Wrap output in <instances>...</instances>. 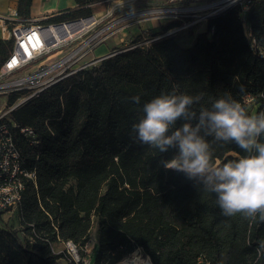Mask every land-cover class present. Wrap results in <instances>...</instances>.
<instances>
[{
  "label": "trees",
  "instance_id": "16d2710c",
  "mask_svg": "<svg viewBox=\"0 0 264 264\" xmlns=\"http://www.w3.org/2000/svg\"><path fill=\"white\" fill-rule=\"evenodd\" d=\"M74 1L38 23L74 21L107 6ZM31 4L17 0L18 20L29 19ZM12 47V37L0 39V67ZM172 91L204 93L197 112L225 92L249 114L264 112V0L210 18L188 46L175 35L117 53L14 109L13 142L36 185L24 182L20 207L8 216L15 218L4 223L0 213V264H57L63 255L54 250L67 241L83 246L93 229L91 264H116L138 249L151 264H264L259 215H221L213 194L160 164L175 149L161 154L134 140L143 103ZM24 95L11 94L7 105ZM137 95L140 105L130 100ZM212 152L219 162L244 154L234 143L212 142Z\"/></svg>",
  "mask_w": 264,
  "mask_h": 264
},
{
  "label": "built area",
  "instance_id": "2783aa9c",
  "mask_svg": "<svg viewBox=\"0 0 264 264\" xmlns=\"http://www.w3.org/2000/svg\"><path fill=\"white\" fill-rule=\"evenodd\" d=\"M244 1L248 0H99L95 5L107 3L101 12L49 25L18 20L15 10L0 15V27L7 28L13 38L10 55L0 67V100H5L0 107V213L10 216L19 209L24 182L36 185L35 172L25 169L13 142L14 125L9 122V114L14 109L52 84L117 53L184 32L198 33L210 18ZM132 29L138 33V40L128 38L121 49L79 65L109 39ZM244 29L250 37V29ZM251 43L255 46V39ZM20 91L25 95L8 106V97ZM20 133L30 137L31 144L36 143L30 130L21 129ZM94 249L95 239L91 237L83 246L67 241L53 252L63 255L57 264H91ZM134 256L138 260L135 264H151L142 254H131L116 264H127Z\"/></svg>",
  "mask_w": 264,
  "mask_h": 264
},
{
  "label": "clouds",
  "instance_id": "9594fccd",
  "mask_svg": "<svg viewBox=\"0 0 264 264\" xmlns=\"http://www.w3.org/2000/svg\"><path fill=\"white\" fill-rule=\"evenodd\" d=\"M204 95L162 92L143 103L138 122L131 127L133 138L161 154L175 149L160 164L213 194L221 215L239 213L250 219L259 215L264 220V112L249 114L227 92L220 98L210 97L209 106L197 112L193 106ZM130 100L141 104L138 95ZM212 142L234 143L244 154L227 162L215 161Z\"/></svg>",
  "mask_w": 264,
  "mask_h": 264
},
{
  "label": "crops",
  "instance_id": "0c3cea01",
  "mask_svg": "<svg viewBox=\"0 0 264 264\" xmlns=\"http://www.w3.org/2000/svg\"><path fill=\"white\" fill-rule=\"evenodd\" d=\"M17 0H0V15H8L10 10L16 9ZM76 7L74 0H32V4L30 7V16L27 20L28 22H37L42 19H45L47 16H50L54 13L65 9H73ZM16 11V10H15ZM136 32L135 30H130L127 32H122L119 36L116 35L109 39L110 41L113 40L111 46L118 43L119 40L124 38H131L133 37V33ZM10 38V32L7 28L0 27V39L1 40H8ZM109 41L106 42V44ZM112 49H115L114 46Z\"/></svg>",
  "mask_w": 264,
  "mask_h": 264
},
{
  "label": "rangeland",
  "instance_id": "374dc122",
  "mask_svg": "<svg viewBox=\"0 0 264 264\" xmlns=\"http://www.w3.org/2000/svg\"><path fill=\"white\" fill-rule=\"evenodd\" d=\"M114 1H116V0H114ZM154 30L160 31L161 28H156ZM196 35H197V33H194L192 31L184 32V33L178 34L177 39L183 46H188L193 42ZM119 36H120V34H119ZM133 37L135 40L136 39L138 40L139 39L138 33L134 32ZM127 41H128V39L124 38V39L119 40L117 44L114 43V45H113L115 48L114 50L121 49L124 45L127 44ZM112 43H113V40L112 41L109 40V42L107 44L105 43V44L101 45L100 47L96 48L94 53L86 56L83 60H81L79 65L90 62L93 59H97V58L105 56L107 53L112 51V47H113V46H111ZM3 103H5V100L1 99L0 100V104H1L0 107H3ZM251 111H252V114H254L255 108L253 110L251 109ZM3 217H4V219H3L4 223H7L8 221H11V219L15 218V217L8 218V216H3ZM12 221H14V220H12ZM91 237H94V229L91 231ZM141 254L142 253L139 249L132 253V255H141Z\"/></svg>",
  "mask_w": 264,
  "mask_h": 264
},
{
  "label": "bare ground",
  "instance_id": "6f19581e",
  "mask_svg": "<svg viewBox=\"0 0 264 264\" xmlns=\"http://www.w3.org/2000/svg\"><path fill=\"white\" fill-rule=\"evenodd\" d=\"M137 258L134 256V259L132 260V261H130V262H128L127 264H135V263H137Z\"/></svg>",
  "mask_w": 264,
  "mask_h": 264
}]
</instances>
